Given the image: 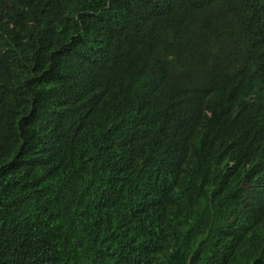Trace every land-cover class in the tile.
I'll return each instance as SVG.
<instances>
[{"label":"trees","instance_id":"obj_1","mask_svg":"<svg viewBox=\"0 0 264 264\" xmlns=\"http://www.w3.org/2000/svg\"><path fill=\"white\" fill-rule=\"evenodd\" d=\"M253 14L264 0H0V264H264L260 105L223 99L182 189L146 138L171 97L216 104Z\"/></svg>","mask_w":264,"mask_h":264},{"label":"clouds","instance_id":"obj_2","mask_svg":"<svg viewBox=\"0 0 264 264\" xmlns=\"http://www.w3.org/2000/svg\"><path fill=\"white\" fill-rule=\"evenodd\" d=\"M246 33L239 37L227 38L224 47L230 55L243 52L239 65L236 59L233 75H221L217 79V102L214 106H204L194 114L172 107V97L153 114L147 127L146 138L154 145V153L163 158L164 169L175 189L186 187L202 172L199 157L207 158L215 143L210 115L223 109L221 103L245 95V102L260 105L254 126L264 139V75L253 78L251 67L264 61V21L256 14L250 15ZM260 24V25H256ZM154 122V123H153ZM185 180V182H183Z\"/></svg>","mask_w":264,"mask_h":264},{"label":"bare ground","instance_id":"obj_3","mask_svg":"<svg viewBox=\"0 0 264 264\" xmlns=\"http://www.w3.org/2000/svg\"><path fill=\"white\" fill-rule=\"evenodd\" d=\"M187 250V249H186Z\"/></svg>","mask_w":264,"mask_h":264}]
</instances>
